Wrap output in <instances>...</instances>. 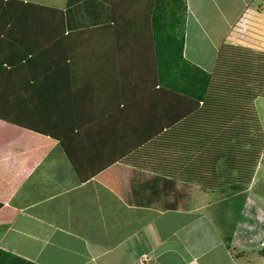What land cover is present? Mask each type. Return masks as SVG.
Instances as JSON below:
<instances>
[{"label":"crops","instance_id":"crops-1","mask_svg":"<svg viewBox=\"0 0 264 264\" xmlns=\"http://www.w3.org/2000/svg\"><path fill=\"white\" fill-rule=\"evenodd\" d=\"M147 4L0 0L1 15L7 11L12 20L24 13L10 35L5 33L0 61L15 60L19 54L22 61H30L39 54L46 68L42 73L31 70L26 78L40 81L51 93L47 101L60 105L65 115L96 107L116 111L119 106L131 117L129 130L120 129L111 137L106 136L110 123H98L92 112L83 125L77 127L74 121L72 131V122L61 129L69 158L83 176L94 175L86 182L79 180L55 136L0 121V132L3 124L33 137L30 144H22L20 137L0 133V251L32 264H136L142 257L146 264H240L241 259L264 264L261 161L248 186L222 189H203L124 163L120 157L170 124L184 101L148 84L145 73L126 86H109L111 91L105 89L104 78L86 87L65 66L49 69L58 60L70 62L67 58L81 45L84 24L108 21L111 9L123 15L127 9H147ZM185 5L183 55L191 64L211 72L221 51L264 58V0H185ZM119 22L120 32L130 29ZM118 51L114 49L115 55L126 58L135 54ZM50 77L58 78V85L44 80ZM258 100L264 99L255 100L254 107ZM93 121L101 125L100 131L94 130Z\"/></svg>","mask_w":264,"mask_h":264},{"label":"trees","instance_id":"trees-1","mask_svg":"<svg viewBox=\"0 0 264 264\" xmlns=\"http://www.w3.org/2000/svg\"><path fill=\"white\" fill-rule=\"evenodd\" d=\"M148 5L149 13L146 10L132 13L127 9L122 15L120 9H111L108 21L84 24L83 32L113 29L118 52L126 49L138 55L149 47L154 66L152 85L185 103L170 124L139 149L124 153L120 160L203 189L247 186L264 147V133L254 107L255 100L264 99V58L221 51L213 70L206 72L183 55L185 0H148ZM119 20L130 29L120 32ZM123 39H127L124 44ZM3 64L0 63V68ZM3 78L0 84L7 94L0 93L2 106L6 103L0 107V121L51 137L41 125L49 122V117H41L43 111L33 115L27 108L14 104L20 87L32 85V81L37 86L40 81L32 77ZM44 80L50 82V78ZM84 83L91 87L93 80L85 78ZM94 95L92 92L90 96ZM65 112L58 111L57 117ZM56 138L79 180H90L94 175L83 176L69 158L63 138ZM221 163L224 171L219 173ZM0 264L32 263L0 251Z\"/></svg>","mask_w":264,"mask_h":264},{"label":"rangeland","instance_id":"rangeland-1","mask_svg":"<svg viewBox=\"0 0 264 264\" xmlns=\"http://www.w3.org/2000/svg\"><path fill=\"white\" fill-rule=\"evenodd\" d=\"M141 10L143 12L146 10V13H149V5L147 4V9H141ZM23 15L24 13L20 12L17 15L13 16V19L11 20V15H9L7 11H4L3 15L0 14V47H2V51L3 48H5L4 43L6 39V34H8L7 36L10 35V33L13 30L12 28L13 23H15L17 19L21 20ZM49 17H43V22L48 21L47 19H49ZM112 32L113 29H109L108 31H105L102 28L101 29L99 28L97 30L95 29L92 31L90 29L89 31H85L84 33L82 32L81 45L78 46V49L75 48L74 49L75 51L72 52L71 55L67 58L70 59V62L66 64V60L64 61L58 60L55 62V64H53L52 66L53 68H49V69L52 70L54 68H57L59 70L60 68H63L65 66V68L67 67V69H69V71L71 72L69 75H73V72L77 75L76 80L78 82L80 81V84L84 82L86 77H93L91 79H93L95 83H99L98 81H102L101 79L104 78L103 85L105 84V89L111 91H115V90H113V88H110L109 86L111 85L126 86L130 81L132 83L137 81L138 77H141L140 75H144V73L147 75L146 80L148 81V84H150L152 82L151 79L154 76V66H153V57L151 55L152 53L150 52L149 47H147L148 49L144 47V49L142 50L143 53L140 54L141 56L136 54L135 55L130 54L128 58H126L125 54L120 56L115 55L114 35ZM73 36H75V34H73ZM10 49H12V47ZM5 56L6 58L13 59L11 57L12 54L6 53ZM23 57L24 56H22V54H19L18 58L15 60L0 62V63H5L0 68L1 69L0 81L1 78L3 77L10 79L11 77L12 79H15L16 77H26V75L30 74L31 70L33 71V73L34 72L42 73L43 68H46L45 66L47 65V62H44L45 59L41 58L39 54L35 55L34 59H31L30 61H22ZM188 62L190 63V61ZM98 71H101V74L98 73ZM121 76H123L126 79L120 80ZM1 84H0V93L7 94V91H2ZM49 85H58V81L56 80V78L50 77ZM27 86L29 87L30 91L25 92L24 89ZM93 90L95 89H92L91 93L93 92ZM17 95L18 96L14 102V104H16V107L27 108L29 112L31 111L33 113V115H36L38 114V112L43 111L41 117L42 118L44 116L49 117V122L41 125H44L43 131H45V133L55 137L57 136L62 137L63 135L58 134L59 133L58 130L61 131L62 128L69 126L71 122H72L70 127L71 131L76 126L79 127L80 125H83V120L89 112H92V114H94L93 118H96L95 120H97L98 123L102 124L101 123L102 119L107 120V122L110 123L106 129V136L108 135L111 137L114 134H118L120 129L126 132L127 130H129L130 127L129 124H131V117L127 116L128 114L126 110H120L119 106H117L116 111H114L113 107H110L109 109L100 108L99 110H97L96 107V108H92L91 110H88L87 112L85 110L84 112L82 111L80 113L78 112L73 113L71 110H69V116L64 114L65 116L63 115L62 118L56 117L58 114L57 112L60 111V105L59 107L58 105L51 106V102L47 101V97L51 96V93L48 92V90H46L45 86L42 84L37 86L34 84V85H26L24 87H20V91L18 90ZM30 97H35V100L30 99ZM95 97L96 95L92 96V98ZM3 105L5 106L6 103H4ZM1 106L2 103L0 102V107ZM255 109H256V113L258 114L262 122V126H263L262 130H263L264 100H258L255 104ZM36 117H40V116H36ZM67 117L69 118V123H67ZM74 121L76 126L73 127ZM100 124H95V122L93 121L92 127H94V130L100 131L101 130ZM2 126L3 129L1 128V132H0L2 133V135H6L9 138L11 136L20 137L23 140L22 144L31 143V139H33V137L27 135L28 133L25 132L19 133L15 131L14 128L6 127L3 124ZM75 131L79 132V130H75ZM64 145L66 146V143ZM260 161L261 163H260L259 177L260 179H262L261 181H264L263 180L264 179V147L259 162ZM223 170H224V165L223 163H221L219 165V171L222 172ZM261 192L264 193V183L261 185ZM195 198L206 199V196L202 197L200 195L199 197L198 195H196ZM239 262L240 264H245L242 259Z\"/></svg>","mask_w":264,"mask_h":264},{"label":"built area","instance_id":"built-area-1","mask_svg":"<svg viewBox=\"0 0 264 264\" xmlns=\"http://www.w3.org/2000/svg\"><path fill=\"white\" fill-rule=\"evenodd\" d=\"M147 262H146V258H140L138 261H137V263L136 264H146Z\"/></svg>","mask_w":264,"mask_h":264}]
</instances>
